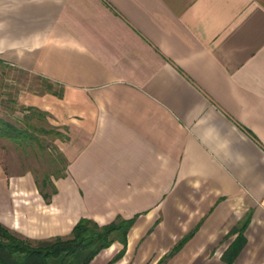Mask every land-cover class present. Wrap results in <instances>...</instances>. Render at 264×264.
Listing matches in <instances>:
<instances>
[{
  "label": "crops",
  "instance_id": "0c3cea01",
  "mask_svg": "<svg viewBox=\"0 0 264 264\" xmlns=\"http://www.w3.org/2000/svg\"><path fill=\"white\" fill-rule=\"evenodd\" d=\"M0 62L46 84L24 104L64 163L39 182L0 149L13 235L121 217L90 264H227L242 236L232 264H264V0H0Z\"/></svg>",
  "mask_w": 264,
  "mask_h": 264
},
{
  "label": "rangeland",
  "instance_id": "374dc122",
  "mask_svg": "<svg viewBox=\"0 0 264 264\" xmlns=\"http://www.w3.org/2000/svg\"><path fill=\"white\" fill-rule=\"evenodd\" d=\"M46 89V84L35 76L0 62V149L4 148L8 168L16 172L29 169L39 182L61 173L64 165L56 145L61 138L56 127L46 112L24 104L28 93H43ZM4 123L18 130L17 138L3 135Z\"/></svg>",
  "mask_w": 264,
  "mask_h": 264
},
{
  "label": "trees",
  "instance_id": "16d2710c",
  "mask_svg": "<svg viewBox=\"0 0 264 264\" xmlns=\"http://www.w3.org/2000/svg\"><path fill=\"white\" fill-rule=\"evenodd\" d=\"M3 135L17 138L20 134L10 124H5ZM50 177H47L48 179ZM45 179V180H46ZM48 185L44 181L40 185L41 193L49 201L56 189L45 192ZM134 219L126 220L118 217L107 225H99L93 220L83 218L74 227L69 238H56L51 241H28L13 235L0 223V264H90L103 250L118 241L124 249L118 258L125 253L127 235ZM249 223V217L243 222L240 230L244 231ZM243 233H241L242 235ZM244 245L243 236L240 237L230 250L224 255L227 264H232Z\"/></svg>",
  "mask_w": 264,
  "mask_h": 264
}]
</instances>
